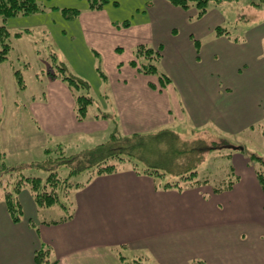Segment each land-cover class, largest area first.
I'll return each mask as SVG.
<instances>
[{
  "label": "crops",
  "instance_id": "1",
  "mask_svg": "<svg viewBox=\"0 0 264 264\" xmlns=\"http://www.w3.org/2000/svg\"><path fill=\"white\" fill-rule=\"evenodd\" d=\"M151 1L145 11L149 17L145 15L147 20L138 24L140 30L129 39L133 28L115 26L103 9L79 10L76 17L84 15L83 24L85 19H104L102 33L86 30L87 41L94 51L111 53L107 67L121 92L112 100L122 137H148L138 147L142 169L121 167L92 177L84 172L86 179L79 182L83 184L71 191L70 209L60 208L58 218L49 212L54 208L40 209L29 191L19 195L20 222L12 219L1 201L0 264H39L36 255L41 250H49V264H129L138 259L148 264H264V191L258 169L244 151L226 155V169L230 162L232 174L207 175L209 163L203 162L184 186L171 173L158 177L144 172L145 162L169 169L171 159L182 154L172 145L175 135L188 138L185 132L192 131L231 136L264 120V91L240 87L250 63L236 51L246 44L216 34L218 25L210 26L208 13L197 19L196 11H184L166 0ZM106 38L111 41L107 47L102 43ZM140 45L161 48L156 64L171 81L165 88L130 65ZM75 72L81 74L76 66ZM2 80L0 72V133L9 135L4 144L8 152L20 145L11 120L19 108L13 107L17 102L12 95H4L10 89ZM13 84V89L26 92L27 88H18L17 80ZM49 84L41 93L42 101L29 102L28 122L35 124L32 135H41L48 145L75 138V147L81 148L76 154L106 143L112 116L88 112L80 122L73 90L62 80ZM94 137L102 142L94 143ZM159 146L164 147L158 150ZM7 152L0 150V155L7 157ZM175 180L179 186H167ZM225 181L232 186H225Z\"/></svg>",
  "mask_w": 264,
  "mask_h": 264
},
{
  "label": "rangeland",
  "instance_id": "2",
  "mask_svg": "<svg viewBox=\"0 0 264 264\" xmlns=\"http://www.w3.org/2000/svg\"><path fill=\"white\" fill-rule=\"evenodd\" d=\"M91 1L93 0H37L43 9L42 12L30 16H17L5 22L0 18V25L4 23L10 32L8 44L12 47L8 55V60L0 66L3 85L6 89L7 85H9L8 89H10V92H7V90L3 92L4 95H12L15 102H17L13 107L19 108L16 110L17 114L11 120L13 121V127L16 126V141L20 144H15L7 152L4 149V144L6 142L5 138L9 135L6 136L4 135L6 132H2L0 133L2 135V138H0V150L8 153V156L3 159L7 169L10 167L26 168L22 176L39 177L44 181L47 179L48 172L43 169H38L36 165L46 160L47 156L45 151L48 148L56 150L62 147L61 149H63L67 156L75 155L76 152L78 153L81 150V148L77 149L75 147L74 137V139L59 138L62 140V142L58 141L59 146L55 143L48 145V141L41 135H32L35 132V129L33 131L35 124L31 119L28 122L29 116L27 109H31L29 102L32 101L33 103L34 100L37 102L42 101L40 100L41 93L43 89H47L50 86V81L62 80L61 78L51 79L48 76L49 72L60 73V67L62 65H65L74 76L84 78V81L86 80L85 82L90 85L89 96L93 99V104L89 108L90 116L98 115L100 112L103 116V113L106 112L112 116L108 117L110 129L106 133L107 139L105 142L110 140L115 131L121 136L124 135L119 129L117 106L112 100V95H120L121 92L115 88V74L112 70L109 71L110 68L107 67V63L111 59V53L107 51L108 49L103 50V53H100L96 49L94 51V49L89 47L90 44L86 36V30L89 29H97L102 33L105 29L104 19L98 18V20L93 19L92 21L85 19V24H83L84 15L82 18L72 17V12L75 10L82 12L90 11ZM150 1L109 0L108 3L104 4L103 11L115 23V26L126 28V23H128L133 28V31L128 34L127 39H129L131 36L134 37L135 33L140 30L137 28L138 24L142 20H147L146 16L149 17L145 11L147 10V3ZM208 10L206 20L209 18L208 22L210 26L217 24V27H221L228 32L224 36L234 42L246 44V48H239V52L236 51V53H239V56L243 55V57H247L248 59L245 61L248 64L250 63L249 70H245L242 74L244 82L240 84V87L246 91H250L253 88L256 92L260 91L258 90L260 87L264 91V1L221 0L219 3L211 2ZM215 33L217 34V32ZM96 40L98 41L99 39ZM100 40L102 41L103 39ZM104 40L105 42L102 43L106 47L109 46L110 39L106 38ZM127 42L126 40L125 44ZM88 51L93 52L88 54ZM126 51L128 50L126 49ZM77 54L79 56L76 58V61L75 55ZM231 60H234V56H232ZM75 66L77 72H80L82 75L75 72ZM80 68L86 71L83 72ZM17 71H20L23 75L27 86L26 92L13 89L15 84L13 82H16L14 73ZM75 73L79 76L75 75ZM143 77H147L150 82L160 84L159 75L143 74ZM71 89L73 90L74 96H84L86 94V91L83 89H76L75 87H71ZM6 115L7 112L5 113V117ZM1 118L2 115H0ZM117 124L118 126H116ZM8 132L10 133V131ZM189 132H185L186 134L188 133V138L180 139L175 135L177 140L172 143L175 148L174 150L182 154H177L173 157V160L171 159L173 162L170 163L169 171L171 174L179 176L180 180H182L181 176L187 170L193 167L198 168L203 162L205 164L209 163L207 165L209 167L207 173L210 174L205 173L207 175H213L221 171L224 174L226 172L232 174L233 170L230 162H228V168L226 169V155L228 156V154L230 155L232 153L230 150L231 147L242 148L248 156L255 155L264 160V120L253 127L225 137L212 133ZM98 138L94 137L91 140L94 143L102 142ZM51 141L52 139H50ZM43 144L45 145L43 146ZM77 144L78 146L82 145L80 143ZM161 148L159 146L158 150ZM183 150L184 152H180ZM59 156L55 155L54 157ZM30 162L33 163L27 164ZM130 163L137 164L138 162L134 160L133 162H127L126 160L124 163L118 164V169L121 167L133 168ZM253 164L257 169L262 168L259 161L254 160ZM141 167L142 165L138 163V168L142 169ZM59 172L63 178L70 177L71 181L75 183V188L77 186L76 182L79 183L86 179V174L82 175L84 172L76 176H70V170L65 166ZM18 176L5 174L0 178L1 198H3L6 191L14 190L13 184L16 183L18 178H21V175ZM217 177H220V174ZM231 177L234 178L233 175ZM181 183L184 186L186 182L182 180ZM224 183L227 185V181ZM73 188V186L70 189L55 188V191L60 193L59 202L47 207L54 208L53 210H49L51 214L53 213L52 218H58L59 215H62V209L65 211L67 208L70 209V196ZM23 191L29 190L25 188ZM47 191L51 192V187H48Z\"/></svg>",
  "mask_w": 264,
  "mask_h": 264
},
{
  "label": "trees",
  "instance_id": "3",
  "mask_svg": "<svg viewBox=\"0 0 264 264\" xmlns=\"http://www.w3.org/2000/svg\"><path fill=\"white\" fill-rule=\"evenodd\" d=\"M109 0H93L90 2V9L101 10L104 4L108 3ZM171 5L178 7L184 11H196L195 18L201 19L209 12V5L211 2L219 3L221 0H166ZM264 1V0H263ZM43 9L38 4L37 0H0V18L5 22L10 18L17 16H30L42 12ZM80 13L79 10L72 12V17L76 18ZM126 23V27H128ZM218 35H226L228 32L221 27L216 28ZM19 36V35H17ZM10 37V32L7 27L0 25V63L6 62L8 60L9 52L12 47L8 44V39ZM162 56L161 48L154 49L146 45H140L135 51V60L130 62V65L144 75H159L160 76V87L165 88L171 81L165 75L159 72L157 67V62H159ZM60 73L49 72L48 76L51 79L61 78L63 82L76 89H83L86 91L84 96H76V114L80 122H83L88 117V112L90 106L93 104V99L89 96L90 85L84 80L74 76L68 70L65 65L60 67ZM17 85L20 90L26 89V84L23 75L20 71L15 73ZM83 95V94H82ZM158 136H154L157 139ZM147 140L148 137L134 135L133 137H122L119 133L112 134L110 140L94 149L84 151L80 154L67 156L63 149L51 150L48 148L45 151L47 156L46 160L42 163L36 165L38 169H43L48 172V177L44 181L42 178L34 176H22L23 171L26 168H14L10 167L7 169L3 159L4 157L0 155V178L5 174H10L11 176L21 175V178L16 180L14 185V190L6 191L3 198L0 197V202H4L9 210L12 219L15 222H20L23 218V209L19 202V195L21 192L28 188L31 193L36 205L40 209H46L47 207L53 206L59 202V194L55 191V188L60 187L61 189H70L72 186L75 188V183L71 181L70 177L63 178L60 175V169L65 166L70 170V176H76L82 174L83 172H89L90 176L100 175L104 173H111L118 170V164L127 162H140L143 159L142 151L138 150L142 148L143 141ZM151 139V138H149ZM146 145V143H145ZM59 146V145H58ZM139 147V148H138ZM55 149V148H54ZM51 150V151H50ZM232 152L240 151L234 150L233 147L230 148ZM243 151V150H241ZM245 152V151H244ZM55 155H60L59 157H54ZM250 160L252 162L259 161L262 168L257 170L259 183L264 191V160L255 156L250 155ZM141 158V159H140ZM114 162V163H113ZM116 162V163H115ZM138 163H133L130 165L137 169ZM32 164V163H31ZM140 164V163H139ZM146 169L144 172L155 175L158 177H163L164 172L170 173L169 169L162 167L160 165L149 164L145 162ZM7 169V170H6ZM10 169V170H9ZM196 167L190 168L181 176L183 181H188L194 178L196 175ZM163 171V172H162ZM18 174V175H17ZM187 174V175H186ZM19 177V176H18ZM83 183L76 182V188L81 186ZM225 185L228 187L232 186ZM167 186H179V182L175 184H167ZM48 187H51L52 191L48 192ZM67 210H69L67 208ZM49 255V250H41L36 255V260L39 264H49L47 259ZM129 264H148L143 260H135ZM202 264V263H201Z\"/></svg>",
  "mask_w": 264,
  "mask_h": 264
},
{
  "label": "water",
  "instance_id": "4",
  "mask_svg": "<svg viewBox=\"0 0 264 264\" xmlns=\"http://www.w3.org/2000/svg\"><path fill=\"white\" fill-rule=\"evenodd\" d=\"M233 149L234 150H240V151L243 150L242 148H233Z\"/></svg>",
  "mask_w": 264,
  "mask_h": 264
}]
</instances>
